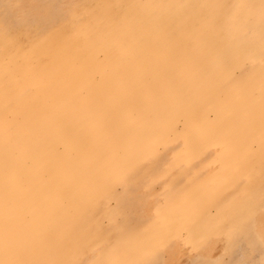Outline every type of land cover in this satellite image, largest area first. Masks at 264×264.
<instances>
[{"label":"rangeland","instance_id":"rangeland-1","mask_svg":"<svg viewBox=\"0 0 264 264\" xmlns=\"http://www.w3.org/2000/svg\"><path fill=\"white\" fill-rule=\"evenodd\" d=\"M0 264H264V0H0Z\"/></svg>","mask_w":264,"mask_h":264},{"label":"bare ground","instance_id":"bare-ground-1","mask_svg":"<svg viewBox=\"0 0 264 264\" xmlns=\"http://www.w3.org/2000/svg\"><path fill=\"white\" fill-rule=\"evenodd\" d=\"M252 56V55H251ZM254 59H255V57H254ZM18 71V70H17ZM189 127V126H188ZM186 138V137H185ZM184 141V140H183ZM187 141V140H186ZM96 165V164H95ZM53 173V172H52ZM64 174V173H63ZM92 175V174H91ZM53 176V175H52ZM133 179V178H132ZM49 180V179H48ZM51 180V179H50ZM73 194V193H72ZM131 194V193H130ZM30 197V196H29ZM72 199V198H71ZM256 209V208H255ZM251 211V210H250ZM254 212V211H253ZM257 213V212H256ZM249 214H251V213H249ZM222 216V215H221ZM218 217V216H217ZM83 218V217H82ZM222 219V218H221ZM248 220V219H247ZM222 221V220H221ZM173 222H172V220L171 219H169L168 218V220L166 219L165 220V224L166 225H171ZM179 223V222H178ZM178 225V224H177ZM200 225V224H199ZM221 225V224H220ZM195 228V227H194ZM223 228V227H222ZM226 228V227H225ZM192 229V228H191ZM207 229V228H206ZM218 229V228H217ZM220 229V228H219ZM58 231V230H57ZM199 231V230H198ZM187 232V231H186ZM206 231H204V233H205ZM218 232V231H217ZM203 233V231H202V233H200V235H202V234H204ZM219 233V232H218ZM187 234V233H186ZM56 236V235H55ZM178 236V235H177ZM219 236V235H218ZM191 237V236H190ZM161 238H164V237H162L161 236ZM181 238V237H180ZM187 238V237H186ZM191 239V238H190ZM190 239H189V241H190ZM204 239H205V237H204ZM206 240V239H205ZM160 241H162V240H160ZM163 241H165V240H163ZM207 241V240H206ZM209 241V240H208ZM191 242V241H190ZM60 244V243H59ZM201 244V243H200ZM41 246V245H40ZM162 246V245H161ZM163 248H164V246H163ZM162 248V249H163ZM194 248V247H193ZM224 248V247H223ZM179 249V248H178ZM223 250V249H222ZM167 251V250H166ZM197 251V250H196ZM206 251V250H205ZM159 252V251H158ZM160 252H162V251H160ZM203 253V252H202ZM206 253V252H205ZM198 254H199V252H198ZM201 255V254H200ZM203 255V254H202ZM217 261V260H216Z\"/></svg>","mask_w":264,"mask_h":264},{"label":"crops","instance_id":"crops-1","mask_svg":"<svg viewBox=\"0 0 264 264\" xmlns=\"http://www.w3.org/2000/svg\"><path fill=\"white\" fill-rule=\"evenodd\" d=\"M213 244H214V242L210 243L209 246L205 248V250H206V249H211V251H212Z\"/></svg>","mask_w":264,"mask_h":264}]
</instances>
